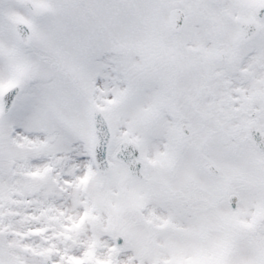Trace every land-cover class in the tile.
Returning <instances> with one entry per match:
<instances>
[{"label": "snow or ice", "instance_id": "6c2138e0", "mask_svg": "<svg viewBox=\"0 0 264 264\" xmlns=\"http://www.w3.org/2000/svg\"><path fill=\"white\" fill-rule=\"evenodd\" d=\"M0 264H264V0H0Z\"/></svg>", "mask_w": 264, "mask_h": 264}]
</instances>
